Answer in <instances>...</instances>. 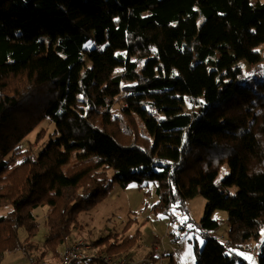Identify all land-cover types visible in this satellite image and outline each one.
<instances>
[{
  "label": "trees",
  "instance_id": "trees-1",
  "mask_svg": "<svg viewBox=\"0 0 264 264\" xmlns=\"http://www.w3.org/2000/svg\"><path fill=\"white\" fill-rule=\"evenodd\" d=\"M262 43L259 1L0 0V264L15 251L58 264L82 241L78 214L131 182L156 183L155 212L202 195L195 264H234L231 249L264 229V78L245 69ZM46 120L42 147V129L22 147ZM215 209L231 248L209 237ZM107 233L82 261L124 258L139 239ZM254 248L264 264V240Z\"/></svg>",
  "mask_w": 264,
  "mask_h": 264
},
{
  "label": "rangeland",
  "instance_id": "rangeland-1",
  "mask_svg": "<svg viewBox=\"0 0 264 264\" xmlns=\"http://www.w3.org/2000/svg\"><path fill=\"white\" fill-rule=\"evenodd\" d=\"M252 2L264 0H251ZM90 46V45H87ZM257 50L261 53L260 62L251 67L245 66V69L256 77V80L264 78V43L259 45ZM248 84L252 82L247 81ZM182 106L186 110L196 109L189 101L184 102ZM39 129L44 131V136L38 140L35 145L36 149L48 140V135L53 131V124L49 121H43L40 126L34 129L28 136L27 140L21 142L22 147H26L28 142H32ZM229 172L226 162L220 165L215 180L219 182ZM229 192H235L236 187H228ZM116 190V191H115ZM115 191V193H114ZM114 193V194H113ZM113 197L107 196L95 205L92 210L80 212L78 220L85 224V229L81 235H76L74 241L82 239L83 241H95L101 234L107 231L115 233L122 238L127 232L130 236L138 231L139 239L133 247L137 249L140 255L132 257V253H125L127 263L134 261L135 264H158L160 261L169 264V257H172L171 264H195L193 245L198 247L203 243V237L200 232L198 221L203 215L206 205V199L200 194L188 199L185 202L186 211L181 209H170L167 212L153 211L152 206L158 199L156 193V183L143 182L138 185L135 182L129 183L125 188L116 187L113 190ZM9 207L0 209V215L6 213ZM46 207H37L33 210L34 216L40 223V228L36 240L41 244L46 233V227L43 226L44 214ZM187 219H184V218ZM212 217L219 222V227L212 234L222 239L227 238L228 222L226 211L215 209ZM181 220H184L181 223ZM191 225V227H189ZM110 228L109 230H106ZM106 230V231H105ZM110 233V234H111ZM104 234V235H106ZM112 235V234H111ZM258 240H250L242 247L231 249V257L234 264H240L246 261L247 264H257V257L252 254L253 247L264 240V229L260 231ZM162 237L160 240L159 238ZM154 247V249H153ZM43 250V247H40ZM255 249V248H254ZM190 250V254H189ZM150 252L154 253L155 260L150 259ZM39 251L34 253V262L38 264ZM251 257V259H245ZM46 259H49L46 257ZM171 259V260H172ZM112 259L111 261H117ZM3 264H29L21 251L7 252L3 259ZM74 264H103L97 262L76 261Z\"/></svg>",
  "mask_w": 264,
  "mask_h": 264
},
{
  "label": "built area",
  "instance_id": "built-area-1",
  "mask_svg": "<svg viewBox=\"0 0 264 264\" xmlns=\"http://www.w3.org/2000/svg\"><path fill=\"white\" fill-rule=\"evenodd\" d=\"M209 237L216 239L218 242L222 243L223 246L226 248L231 247V245L226 240H223L220 237L218 238L213 235H210ZM161 238L162 237H160L159 239L162 240ZM88 248H89V245L87 241L82 240V241H78L74 243L72 246L66 248L63 251L60 262L58 264H74L78 260L87 259V258H90L91 256L92 258H97L95 254L90 255V253L87 251ZM252 254L255 256L257 254V250L253 249ZM111 260L106 259L105 264H135L134 261L127 263V261L123 258L118 259L117 261H111ZM146 263L149 264L148 262ZM30 264H36V263L31 262ZM44 264H48V263H44ZM158 264H167V263L160 261Z\"/></svg>",
  "mask_w": 264,
  "mask_h": 264
},
{
  "label": "crops",
  "instance_id": "crops-1",
  "mask_svg": "<svg viewBox=\"0 0 264 264\" xmlns=\"http://www.w3.org/2000/svg\"><path fill=\"white\" fill-rule=\"evenodd\" d=\"M115 191H116V190H115ZM115 191H114V193H115ZM114 193H113V194H114ZM113 194H112V195H113ZM112 195H111V196H112ZM112 197H113V196H112ZM212 235H213V234H212ZM153 249H154V247H153ZM136 250H137V249H134V248H131V249H130V252H129V253H132V257H136V258H137V256L140 255V254L138 253V251H136ZM152 254H153V252H150V255H152ZM24 256H25V255H24ZM25 258H26V256H25ZM26 259H27V258H26ZM171 259H172V257H169V261H170ZM27 261H28V259H27ZM28 262H29V261H28ZM172 262H173V259H172Z\"/></svg>",
  "mask_w": 264,
  "mask_h": 264
},
{
  "label": "snow or ice",
  "instance_id": "snow-or-ice-1",
  "mask_svg": "<svg viewBox=\"0 0 264 264\" xmlns=\"http://www.w3.org/2000/svg\"><path fill=\"white\" fill-rule=\"evenodd\" d=\"M184 219H187L186 217L184 218ZM184 222V220H181V223H183ZM189 227H191V225H189ZM189 254H190V250H189ZM245 259H251V257H245Z\"/></svg>",
  "mask_w": 264,
  "mask_h": 264
},
{
  "label": "clouds",
  "instance_id": "clouds-1",
  "mask_svg": "<svg viewBox=\"0 0 264 264\" xmlns=\"http://www.w3.org/2000/svg\"><path fill=\"white\" fill-rule=\"evenodd\" d=\"M168 213V212H167ZM209 235H212V233H210ZM214 236V235H213ZM223 240H226V239H223ZM227 241V240H226ZM229 243V242H228ZM230 244V243H229ZM231 248V247H230Z\"/></svg>",
  "mask_w": 264,
  "mask_h": 264
}]
</instances>
